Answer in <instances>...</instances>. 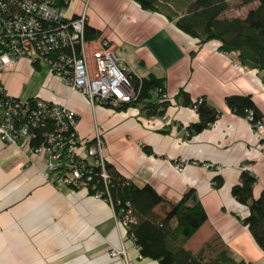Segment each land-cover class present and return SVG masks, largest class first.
Instances as JSON below:
<instances>
[{
    "label": "crops",
    "instance_id": "0c3cea01",
    "mask_svg": "<svg viewBox=\"0 0 264 264\" xmlns=\"http://www.w3.org/2000/svg\"><path fill=\"white\" fill-rule=\"evenodd\" d=\"M256 8V2L239 6L226 18L244 19ZM58 11L65 18L84 14L85 25L109 41L130 74L164 79L169 102L163 114L148 117L139 107L90 105L42 63L25 60L0 70L4 94L73 111L82 139H91L98 129L111 170L136 187H152L166 202L153 209L156 218L193 190L207 219L183 246L192 255H214L222 248L236 261L264 264V252L242 223L248 209L231 195L244 170L255 178L253 198L264 192V128L258 134L225 105L226 97L249 96L264 126L261 73L221 52L219 42L200 44L133 0H67ZM198 99L219 115L194 133L190 126L199 117L192 104ZM44 164L43 158L0 142V264H157L139 256L108 203L83 190L56 187L43 175ZM216 178L222 180L218 188ZM112 249L125 254L110 257Z\"/></svg>",
    "mask_w": 264,
    "mask_h": 264
},
{
    "label": "built area",
    "instance_id": "2783aa9c",
    "mask_svg": "<svg viewBox=\"0 0 264 264\" xmlns=\"http://www.w3.org/2000/svg\"><path fill=\"white\" fill-rule=\"evenodd\" d=\"M52 4L53 0H0V70L20 60L30 65L42 63L51 75L90 105L117 108L131 102L134 93L129 68L123 59L114 56L109 41H86L84 14L65 18ZM261 77L264 87V75ZM157 93L160 102L168 100L161 89ZM201 102L198 99L197 104ZM246 119L250 124L254 121L251 112ZM49 123L53 129L45 133V141L32 146L34 131ZM75 127L73 111L41 99L8 96L0 89V142L43 158V175L56 187L83 190L112 207L103 193L89 194L96 187L92 179L95 172L105 184L109 178L100 132L96 129L91 139H82ZM252 127L258 134L264 128L261 121ZM174 168L182 169L178 165ZM116 218L126 231L134 223L129 211ZM124 254L122 249L109 251L110 257Z\"/></svg>",
    "mask_w": 264,
    "mask_h": 264
},
{
    "label": "trees",
    "instance_id": "16d2710c",
    "mask_svg": "<svg viewBox=\"0 0 264 264\" xmlns=\"http://www.w3.org/2000/svg\"><path fill=\"white\" fill-rule=\"evenodd\" d=\"M140 9L163 15L167 20L187 36L197 39L200 44L209 41L219 42V50L233 55L243 67L252 68L264 75V0H240L245 6L256 2L257 8L250 10L244 19L223 18L229 9L230 0H190L186 12L176 14L162 11L167 0H133ZM53 7L65 8L67 0H53ZM84 39L94 41L100 37L99 32L84 26ZM78 48L76 47V51ZM67 52V50H65ZM78 52V51H77ZM130 87L134 99L129 103L121 104L116 110L128 107H139L148 117L161 116L168 106L169 100L160 102L157 89L164 92V79L148 74L138 78L129 74ZM184 97V96H183ZM184 104L187 100L184 99ZM228 110L239 117L246 118L251 112L255 122L261 121V114L249 96H229L225 98ZM199 121L190 126V130L198 133L213 123L219 112L207 106L204 101L192 104ZM53 129V124H45L34 131L32 146H38L45 141V133ZM109 176L108 182L102 181L98 172L93 174L96 191L108 198L115 215L120 219L123 213L129 211L134 218L127 229V235L133 239L142 259L157 262V264H248L234 260L225 249H219L214 255H192L184 249V244L204 224L207 217L202 206L197 201L193 190L186 192L175 204H168L169 209L162 218H156L153 209L166 202L155 190L144 185L136 187L119 177L106 164ZM255 178L249 171H242L238 184L231 188L232 197L248 209V215L242 220L257 246L264 252V192L257 199L252 196ZM222 185V180L216 178L214 186ZM123 211L122 214L120 212ZM173 221L174 227H171ZM210 245H206L207 249ZM204 249V250H205Z\"/></svg>",
    "mask_w": 264,
    "mask_h": 264
},
{
    "label": "rangeland",
    "instance_id": "374dc122",
    "mask_svg": "<svg viewBox=\"0 0 264 264\" xmlns=\"http://www.w3.org/2000/svg\"><path fill=\"white\" fill-rule=\"evenodd\" d=\"M240 3V0H230L229 9L223 14V18L234 16L239 11L237 7L241 6ZM189 4L190 0H167V4L164 3L162 6V11L183 14L186 12ZM235 9L237 12L233 11Z\"/></svg>",
    "mask_w": 264,
    "mask_h": 264
}]
</instances>
